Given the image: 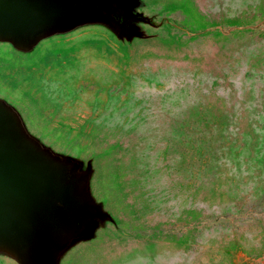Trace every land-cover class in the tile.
Masks as SVG:
<instances>
[{
	"label": "rangeland",
	"instance_id": "374dc122",
	"mask_svg": "<svg viewBox=\"0 0 264 264\" xmlns=\"http://www.w3.org/2000/svg\"><path fill=\"white\" fill-rule=\"evenodd\" d=\"M60 10L0 32V116L66 199L0 220V264H264V0Z\"/></svg>",
	"mask_w": 264,
	"mask_h": 264
},
{
	"label": "water",
	"instance_id": "95a60500",
	"mask_svg": "<svg viewBox=\"0 0 264 264\" xmlns=\"http://www.w3.org/2000/svg\"><path fill=\"white\" fill-rule=\"evenodd\" d=\"M63 0H0V32L37 30L61 12ZM55 6H57L55 8ZM9 26V27H8ZM8 135L7 125L0 116V220L18 209L25 222L38 209L46 190L55 191L66 203L60 189L40 175L33 163L20 154ZM44 201V200H43ZM15 208V209H14Z\"/></svg>",
	"mask_w": 264,
	"mask_h": 264
},
{
	"label": "flooded vegetation",
	"instance_id": "af4514ba",
	"mask_svg": "<svg viewBox=\"0 0 264 264\" xmlns=\"http://www.w3.org/2000/svg\"><path fill=\"white\" fill-rule=\"evenodd\" d=\"M9 27V26H8ZM6 27H2V28H0V29H5Z\"/></svg>",
	"mask_w": 264,
	"mask_h": 264
}]
</instances>
